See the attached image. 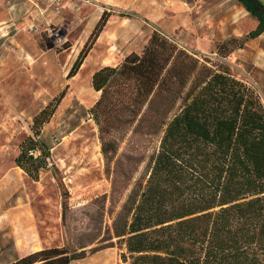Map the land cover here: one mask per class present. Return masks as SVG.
I'll return each instance as SVG.
<instances>
[{
  "label": "trees",
  "instance_id": "trees-1",
  "mask_svg": "<svg viewBox=\"0 0 264 264\" xmlns=\"http://www.w3.org/2000/svg\"><path fill=\"white\" fill-rule=\"evenodd\" d=\"M238 1L258 22L247 35L261 36L264 2ZM110 15L103 12L68 77ZM92 86L99 97L91 114L111 181L102 196L120 208L108 240L125 245L122 258L130 264H264V102L257 88L223 63L201 62L157 29L141 51L96 69ZM65 93L34 116V135ZM37 142L29 137L15 160L35 180L49 155H38ZM67 207L64 200L63 219ZM84 256L85 250L49 246L8 264H71Z\"/></svg>",
  "mask_w": 264,
  "mask_h": 264
},
{
  "label": "rangeland",
  "instance_id": "rangeland-1",
  "mask_svg": "<svg viewBox=\"0 0 264 264\" xmlns=\"http://www.w3.org/2000/svg\"><path fill=\"white\" fill-rule=\"evenodd\" d=\"M26 1L0 0V8L14 4L22 12L19 25ZM81 1V10H69L60 22L40 25L37 32L20 24L0 47V264L29 254L34 244L65 246L70 253L85 250L72 264H130L122 258L125 245L108 240L120 208L102 196L110 192L111 181L91 114L99 97L92 76L102 66L119 64L127 53L141 51L155 29L174 37L201 62L227 65L256 87L264 102V32L257 38L247 35L257 20L245 27L242 21L240 28L237 19L227 21L221 0ZM105 10L111 15L104 30L78 72L68 77ZM63 90L54 113L45 115L40 136L34 135V116L56 104ZM31 136L41 149L38 155L49 152L37 180L15 161ZM128 164L135 169L133 162ZM141 164L135 175L147 163ZM29 216V226H23ZM32 234L30 245H23Z\"/></svg>",
  "mask_w": 264,
  "mask_h": 264
},
{
  "label": "crops",
  "instance_id": "crops-1",
  "mask_svg": "<svg viewBox=\"0 0 264 264\" xmlns=\"http://www.w3.org/2000/svg\"><path fill=\"white\" fill-rule=\"evenodd\" d=\"M264 2V0H262ZM52 0H43L41 3V8L36 9L31 0H27L25 6V16L23 21L20 23L22 26L27 25H52L56 21L60 22L62 17L67 11H71L72 9L81 10L83 7V2L81 0H65L64 7L60 13H55L54 8L51 7ZM82 2V3H81ZM221 9L225 13L224 17L227 21L237 19V26L240 28V24L243 21V25L249 26L250 24H254L255 20L250 12L246 9V7L240 3L238 0H221ZM17 8H14V4H10L8 8H0V47L4 44V42L8 39V34L10 31L17 29L20 27L17 22L19 21V17L22 15V12L17 11ZM242 15V17H240ZM251 18V19H250ZM18 167V166H17ZM21 168V167H20ZM22 169V168H21ZM6 174L4 177H7ZM9 178H6L5 181L8 183ZM23 226H29L31 222V217L23 218ZM26 220V221H25ZM34 235L31 237L25 238L23 245H30V241L32 240ZM46 248V246L35 245L30 247L29 253L33 251H37L40 249ZM72 264V263H71Z\"/></svg>",
  "mask_w": 264,
  "mask_h": 264
},
{
  "label": "built area",
  "instance_id": "built-area-1",
  "mask_svg": "<svg viewBox=\"0 0 264 264\" xmlns=\"http://www.w3.org/2000/svg\"><path fill=\"white\" fill-rule=\"evenodd\" d=\"M43 0H31L33 6L36 8V9H40L41 8V3H42ZM64 2L65 0H52L51 2V7L54 8V11L55 13H60L64 7ZM29 30L31 31H34V32H37L40 30V27L39 26H36V25H29L28 26ZM58 32V29H56Z\"/></svg>",
  "mask_w": 264,
  "mask_h": 264
},
{
  "label": "bare ground",
  "instance_id": "bare-ground-1",
  "mask_svg": "<svg viewBox=\"0 0 264 264\" xmlns=\"http://www.w3.org/2000/svg\"><path fill=\"white\" fill-rule=\"evenodd\" d=\"M80 149H81L83 152H86V153L89 152V154H91V149H89V148H88V149L80 148ZM0 190H1V189H0ZM1 191H2V190H1Z\"/></svg>",
  "mask_w": 264,
  "mask_h": 264
}]
</instances>
